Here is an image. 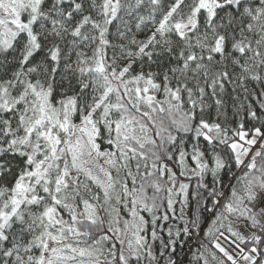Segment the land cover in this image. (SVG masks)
<instances>
[{
	"label": "snow or ice",
	"instance_id": "obj_1",
	"mask_svg": "<svg viewBox=\"0 0 264 264\" xmlns=\"http://www.w3.org/2000/svg\"><path fill=\"white\" fill-rule=\"evenodd\" d=\"M0 264H264V0H0Z\"/></svg>",
	"mask_w": 264,
	"mask_h": 264
},
{
	"label": "trees",
	"instance_id": "obj_2",
	"mask_svg": "<svg viewBox=\"0 0 264 264\" xmlns=\"http://www.w3.org/2000/svg\"><path fill=\"white\" fill-rule=\"evenodd\" d=\"M185 251H187V249H185ZM184 259H185V262H187V260L190 259V257L189 256H185Z\"/></svg>",
	"mask_w": 264,
	"mask_h": 264
}]
</instances>
